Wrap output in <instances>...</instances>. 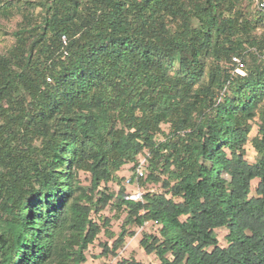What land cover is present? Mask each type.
<instances>
[{
	"label": "trees",
	"instance_id": "trees-1",
	"mask_svg": "<svg viewBox=\"0 0 264 264\" xmlns=\"http://www.w3.org/2000/svg\"><path fill=\"white\" fill-rule=\"evenodd\" d=\"M0 12L21 17L0 51V264H85L101 234L100 256L116 257L147 222L158 229L140 246L156 260L117 264H264L263 11L27 0ZM142 154L137 180L158 188L132 199L119 172L132 163L136 179Z\"/></svg>",
	"mask_w": 264,
	"mask_h": 264
},
{
	"label": "rangeland",
	"instance_id": "rangeland-1",
	"mask_svg": "<svg viewBox=\"0 0 264 264\" xmlns=\"http://www.w3.org/2000/svg\"><path fill=\"white\" fill-rule=\"evenodd\" d=\"M5 1H11L15 3H22L27 0H0V4L4 3ZM244 5L248 7V10L253 13L256 12V7L251 3L250 0H243ZM20 15H14L13 17H8L0 12V51H5L8 49L14 42L13 31L16 29L17 23L20 20ZM166 127V126H164ZM258 127L254 125V128L250 134L251 138L254 137L257 133ZM247 158L250 161H254L257 157V153L252 146L251 143L247 145ZM146 158L145 154L139 156V162L143 161ZM133 164L129 163L123 166L119 175L123 177V184L126 186L127 191L129 193H135L139 190L145 191L148 189H157L158 187L152 183H148L147 185L143 186L139 184L137 179L132 180L134 175V171L132 170ZM82 181L84 184H89V176L87 174H82L81 176ZM257 180L253 181V191L256 187ZM109 187L113 191H118L119 185L115 182H110ZM103 213L111 217L112 229L118 233L120 231V224L121 220L113 218V212L106 208ZM158 226L153 222H147L145 226L136 228V234L134 236H128L125 240L124 246L119 248L117 253L118 255L106 258L100 256L102 251V247L100 246V240H104V234L100 235V238L95 242V244L91 245L87 255L88 260L85 264H117L118 260L122 257H134L137 260L149 263L156 260L154 254H147L145 250L140 246V239L142 237L143 231L148 232H157ZM219 242L221 245H226V235L228 233V229L226 227H221L216 230Z\"/></svg>",
	"mask_w": 264,
	"mask_h": 264
},
{
	"label": "built area",
	"instance_id": "built-area-1",
	"mask_svg": "<svg viewBox=\"0 0 264 264\" xmlns=\"http://www.w3.org/2000/svg\"><path fill=\"white\" fill-rule=\"evenodd\" d=\"M253 5L256 7L257 10L263 11L264 12V0H251ZM232 63L236 65L234 71L237 73L244 74V64L242 63V60L239 56H233L232 57ZM146 165H147V160L146 158L139 162V165L136 168L135 175L136 179L140 177H144L146 175ZM144 191H137L135 193H132L129 198L132 199H141L143 196Z\"/></svg>",
	"mask_w": 264,
	"mask_h": 264
}]
</instances>
